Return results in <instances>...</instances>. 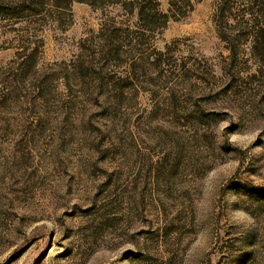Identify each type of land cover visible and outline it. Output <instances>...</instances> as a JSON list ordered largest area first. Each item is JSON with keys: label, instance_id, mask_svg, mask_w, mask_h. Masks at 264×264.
Here are the masks:
<instances>
[{"label": "rangeland", "instance_id": "374dc122", "mask_svg": "<svg viewBox=\"0 0 264 264\" xmlns=\"http://www.w3.org/2000/svg\"><path fill=\"white\" fill-rule=\"evenodd\" d=\"M43 1L0 14V264H264L246 0L224 19L221 0H158L164 18Z\"/></svg>", "mask_w": 264, "mask_h": 264}, {"label": "trees", "instance_id": "16d2710c", "mask_svg": "<svg viewBox=\"0 0 264 264\" xmlns=\"http://www.w3.org/2000/svg\"><path fill=\"white\" fill-rule=\"evenodd\" d=\"M168 2H174L168 5V12L174 14V16H180V10L185 8H191L190 0H167ZM222 3L218 7V15L224 19L228 15L229 5L234 0H221ZM51 6L54 8L65 7L68 8L72 2H84L93 6H107L118 7L124 13H135L136 17L142 18L143 16H163L158 12V0H49ZM46 2L43 0H20L17 3H10L6 5H0V14L2 17L18 16L23 12L32 13L34 15H40L44 13ZM176 9V6H178ZM172 6V7H171ZM175 6V9H174ZM170 10V11H169ZM159 13V14H158ZM166 17V16H165ZM238 18L242 25H244V31L242 37L247 39L250 47H264V0H246L245 6L239 10ZM176 20V19H174ZM165 25L157 26V30L163 29ZM107 32V31H106ZM112 34V33H111ZM111 45L113 42L109 41Z\"/></svg>", "mask_w": 264, "mask_h": 264}]
</instances>
